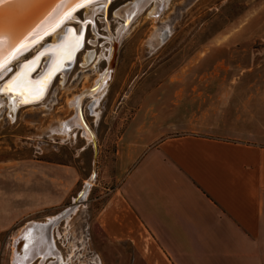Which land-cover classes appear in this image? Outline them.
Wrapping results in <instances>:
<instances>
[{"label":"rangeland","instance_id":"374dc122","mask_svg":"<svg viewBox=\"0 0 264 264\" xmlns=\"http://www.w3.org/2000/svg\"><path fill=\"white\" fill-rule=\"evenodd\" d=\"M138 1L99 3L94 14L81 7L73 19L64 22L63 28L77 35L80 27L90 22L85 44L81 47V35V48L69 70L65 75L60 71L38 103L11 112L6 94L0 92V264H12L14 242L27 223L48 226L49 218L53 221L46 236L57 254L42 264H58L57 258L64 264L162 263L152 258L149 251L154 245L140 236L141 229L130 227L129 210L119 192L122 177L134 160V154L130 157L128 153L131 149L117 145L135 110L129 107L131 96L138 93L134 84L138 86L141 75L154 74L155 66L171 58L179 60L181 72L189 58L199 60L205 55L203 63L195 67L199 73L252 74L258 63L264 71V0H149L140 14L125 23L127 6ZM156 4L163 7L155 19L150 13ZM123 24L127 27L120 34ZM133 37L137 38L131 56L136 59L133 73L114 98V83L109 87L111 71L123 59ZM113 39L117 41L110 68ZM52 45L50 35L19 60L13 59L8 68L12 67L11 72L18 69V77L24 68L39 63L30 79H41L53 63ZM85 56L92 59L82 65ZM171 70L165 67L157 74L171 75ZM102 73L106 85L96 94L100 97L93 112L92 98L85 96L72 108L69 103L94 85ZM162 88L171 85L164 83ZM78 113L87 126L72 125ZM63 122L71 123L65 135L58 132ZM84 128L91 133L90 140L83 135ZM93 139L97 150L94 165ZM38 262L35 257L27 264Z\"/></svg>","mask_w":264,"mask_h":264},{"label":"crops","instance_id":"0c3cea01","mask_svg":"<svg viewBox=\"0 0 264 264\" xmlns=\"http://www.w3.org/2000/svg\"><path fill=\"white\" fill-rule=\"evenodd\" d=\"M131 39L111 71L114 98L133 73ZM205 56L182 72L177 58L161 61L130 81L135 110L117 145L134 160L119 192L160 264H264L263 64L199 73ZM165 67L171 75L157 74Z\"/></svg>","mask_w":264,"mask_h":264},{"label":"bare ground","instance_id":"6f19581e","mask_svg":"<svg viewBox=\"0 0 264 264\" xmlns=\"http://www.w3.org/2000/svg\"><path fill=\"white\" fill-rule=\"evenodd\" d=\"M109 1L110 0H96V1L91 2L89 4L87 3L84 6H80V4H78L73 8V10L75 11L81 7H85L86 9H90V12H93V14H94V12H96V10H97L96 7L99 3H102L104 6H106ZM148 1L149 0H139L137 3H135V4L133 3L131 7L127 6L128 9L125 10L126 15L124 16L123 21L124 22L126 21L128 23V22H130V20L132 18H134L136 15L140 14V12L144 8V5H143L144 2H148ZM162 7H163V5L156 4L154 9L151 11L150 15H152L156 19L157 15H159V12L161 10L160 8H162ZM74 11L71 14H69L72 19L74 17L73 16ZM93 14H91L90 16H92ZM69 20L70 19H62V21L61 20H59L58 22L56 21L54 23L53 27H56V26L57 27L54 29V31L51 34L48 35V36L51 35V38L53 41V45L49 49H51V51L54 53V59H53V63L50 66L48 65L49 67H47V69L45 70L43 77L39 80H31L30 79L29 74L33 70V68L35 67V64L32 63L33 66L31 65L26 69L24 68V72L21 75L20 74L18 75V77H20L22 80L30 82L31 87L29 88V90L25 91V93L23 95L19 94V92L16 90L12 91L13 93L14 92L18 93V94H15L16 98H14V99H13V97H12V99H10L9 96L6 94L7 100L9 102L8 108L11 112H15L18 109V107H21V105L24 106L25 104H33V103L35 104V103H38L39 101H41V99L44 96V95L42 96V94H43L42 91L45 87L46 80L48 78H51L53 76V74H55L56 72L61 71V74L65 75V73L69 70L70 66L72 65V63L74 61L73 59L75 57V52H77V50L79 49L80 44H81L79 42L77 44L78 36H76L77 34L75 32H71L70 29L66 30L65 28H63L64 22L69 21ZM125 27H127V26H125V24H123V27H121L120 28L121 30H119L120 34H122ZM46 35L41 39V41L44 40L46 37H48ZM165 35H166V33L164 32V34L162 36L163 39H165ZM114 39H113V41H111V47L110 48H112L113 46L116 47V41L117 40H114ZM41 41H39V42L37 41L36 44H34V45H37V44L39 45V43ZM30 46L32 47V44H30V45L24 44L14 54L15 59L17 58V60H19V58H20L19 56L24 54L30 48ZM112 52L114 55L115 52L114 51H112ZM72 57H73V59L71 60ZM52 58H53V56H52ZM91 59H92V56L91 57L85 56L82 65L88 64L91 61ZM11 61H13V59ZM112 62H113V59L111 60V63L109 61L108 67L111 68ZM7 70H8V68L5 71H7ZM105 75H106L105 73L104 74L102 73L98 77V79L96 80L94 85L92 84V86L90 85L91 87L84 89L82 91L81 95L76 96L69 103V105L72 108H74V106H77L80 103L81 98H79V97H84V96L90 97V98H92V102H91V106H90L91 111H92L94 108L93 105L95 104L97 99L100 97V95H96V94H98L100 92L99 90L102 89V87H104L106 85V80L104 79ZM7 82H9V80ZM49 85L47 86V88L49 87ZM11 102H12V104H11ZM79 109L80 108L77 107V112H79ZM73 120L74 121L71 122L72 125H77V126L82 125L83 127H85L84 124L81 122L80 113L76 114V117ZM71 123L70 124L65 123V122L61 123L59 125L58 132L63 133L64 135L67 134L68 129L71 126ZM89 133L90 132L86 128L83 129V135H85V137H87V139L90 140L92 138V136H91V133L90 134ZM50 221H53L52 218L48 219V222L50 223L49 224L50 226L48 225L49 228L51 227ZM41 225L42 224H38L35 222H29L20 231V233L17 237V240H15V242H14V252H13V257H12V264H27V263L31 262L35 257H39L38 264H42V262H44L48 256H50V255L56 256L57 253L54 251L53 245L50 244L47 240L48 238H47L46 234H47L48 226H47V224L45 226H41ZM44 227H46V228H44ZM22 245H23V247L20 250L19 247H21ZM57 262H58V264H64V261L60 260L59 258H57ZM51 264H55V263H51Z\"/></svg>","mask_w":264,"mask_h":264},{"label":"water","instance_id":"95a60500","mask_svg":"<svg viewBox=\"0 0 264 264\" xmlns=\"http://www.w3.org/2000/svg\"><path fill=\"white\" fill-rule=\"evenodd\" d=\"M94 1L96 0H92V2ZM78 4H80V0H12V2H6L0 6V40L3 41V47H11L12 49L11 53L8 55V60L11 61L12 56H14L24 44H32V46H34V44H36L37 41H41L46 34V36L51 34L57 27H53L54 23L59 20L62 21V16H64V14H71L74 11L73 8ZM75 12L76 10L74 13ZM112 51L115 52L114 46L111 48V51H109L108 65L109 61L111 63V60L114 58ZM33 58L34 56L31 59ZM72 59L73 57L71 60ZM3 60L4 57H0V61ZM27 61H29V59L24 61V63ZM5 63L6 65L8 64L7 61H5ZM7 66L6 69L8 68ZM39 66L38 63L31 74H33ZM17 72H19L18 69H15L9 74H7V71L5 70L0 72V80H3L0 89H5L7 81L15 78ZM55 74L46 80L42 96L46 93V88ZM39 77H41V75ZM0 92L2 94L4 93V95L7 94L10 99H12V97L13 99L16 98L15 94H18L15 92L13 93L12 91ZM83 124L84 126H87L84 121ZM92 142L94 147V165L97 158V150L95 147V139H93Z\"/></svg>","mask_w":264,"mask_h":264},{"label":"snow or ice","instance_id":"6c2138e0","mask_svg":"<svg viewBox=\"0 0 264 264\" xmlns=\"http://www.w3.org/2000/svg\"><path fill=\"white\" fill-rule=\"evenodd\" d=\"M6 2H12V0H0V6H2ZM90 2H92V0H80V6H84ZM63 19H71V16L68 14H64ZM11 50V47H3V41L0 40V57H4V60L0 61V72L6 70L5 61L10 63V60H8V55L11 53ZM12 59H15V56H12ZM30 87V82L24 81L20 77H16L6 86L5 89H0V91L16 90L19 92V94L23 95L25 91L29 90Z\"/></svg>","mask_w":264,"mask_h":264},{"label":"flooded vegetation","instance_id":"af4514ba","mask_svg":"<svg viewBox=\"0 0 264 264\" xmlns=\"http://www.w3.org/2000/svg\"><path fill=\"white\" fill-rule=\"evenodd\" d=\"M81 22H84V20H82ZM90 24V22H87L86 24H84V25H80L81 27H80V31H79V33H78V39H81V35H82V44H81V47H83L84 46V44H85V40H86V30H87V25H89ZM69 26V25H68ZM74 26V25H73ZM75 27V26H74ZM78 42H79V40H78ZM50 43H48L47 45H49ZM47 45H45V46H47ZM44 46V47H45ZM80 47V48H81ZM47 50V49H46ZM80 51V50H79ZM45 52V51H44ZM77 54H78V52H77ZM11 69H12V67H10V68H8V70H7V74H9L10 72H11ZM35 72V71H34ZM33 72V73H34ZM60 74V72L58 73H56L55 75L56 76H54L53 77V79L51 80V83H50V85H49V87L52 85V82L55 80V78L58 76ZM49 89V88H48ZM90 106H91V104H90ZM92 112V111H91Z\"/></svg>","mask_w":264,"mask_h":264},{"label":"built area","instance_id":"2783aa9c","mask_svg":"<svg viewBox=\"0 0 264 264\" xmlns=\"http://www.w3.org/2000/svg\"><path fill=\"white\" fill-rule=\"evenodd\" d=\"M107 52V51H106Z\"/></svg>","mask_w":264,"mask_h":264}]
</instances>
